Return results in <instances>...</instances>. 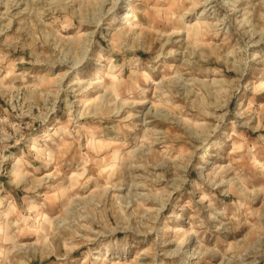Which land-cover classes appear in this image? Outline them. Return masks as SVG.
I'll return each mask as SVG.
<instances>
[{"label":"rangeland","instance_id":"374dc122","mask_svg":"<svg viewBox=\"0 0 264 264\" xmlns=\"http://www.w3.org/2000/svg\"><path fill=\"white\" fill-rule=\"evenodd\" d=\"M0 264H264V0H0Z\"/></svg>","mask_w":264,"mask_h":264},{"label":"bare ground","instance_id":"6f19581e","mask_svg":"<svg viewBox=\"0 0 264 264\" xmlns=\"http://www.w3.org/2000/svg\"><path fill=\"white\" fill-rule=\"evenodd\" d=\"M129 16H130V15H129ZM69 147H70V146H69ZM66 149H67V148H66ZM60 150H61V148H60ZM58 152H59V149H58ZM221 167H223V166H221ZM245 223H247V220H246V222H245ZM245 223H244V224H245ZM179 232H180V231H179Z\"/></svg>","mask_w":264,"mask_h":264}]
</instances>
